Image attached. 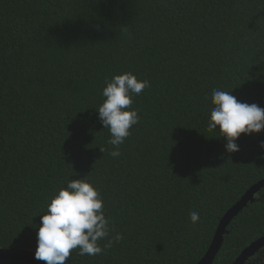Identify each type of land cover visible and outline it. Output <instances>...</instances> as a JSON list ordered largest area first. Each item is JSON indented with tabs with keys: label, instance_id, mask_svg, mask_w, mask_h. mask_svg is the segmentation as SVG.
Masks as SVG:
<instances>
[{
	"label": "trees",
	"instance_id": "1",
	"mask_svg": "<svg viewBox=\"0 0 264 264\" xmlns=\"http://www.w3.org/2000/svg\"><path fill=\"white\" fill-rule=\"evenodd\" d=\"M125 72L150 87L133 98L139 123L113 158L96 111L106 79ZM215 89L264 108V0H0V249L35 251L50 198L84 178L123 239L65 264L199 262L264 179V130L242 134L236 153L208 130ZM263 235L264 188L213 264ZM262 260L264 248L245 264Z\"/></svg>",
	"mask_w": 264,
	"mask_h": 264
},
{
	"label": "clouds",
	"instance_id": "2",
	"mask_svg": "<svg viewBox=\"0 0 264 264\" xmlns=\"http://www.w3.org/2000/svg\"><path fill=\"white\" fill-rule=\"evenodd\" d=\"M102 89L103 103L96 111L103 129H108V143L113 146L109 155L119 157V150L130 129L139 123L136 110L131 109L133 98L150 87L149 81L138 80L131 72L113 76ZM213 105L208 130L219 133L225 141L227 153L239 151L237 139L243 134H258L264 130V108L239 101L228 91L213 90ZM259 147L264 150V142ZM102 153L104 150L99 149ZM104 202L99 191L84 178L70 180L50 198L47 213L40 216L36 232L34 258L45 264H65L73 250L80 256H98L123 239L122 234L110 236V220L104 214ZM199 213L191 212L190 221L196 223ZM108 242L101 247L100 240ZM264 264V260L261 261Z\"/></svg>",
	"mask_w": 264,
	"mask_h": 264
},
{
	"label": "water",
	"instance_id": "3",
	"mask_svg": "<svg viewBox=\"0 0 264 264\" xmlns=\"http://www.w3.org/2000/svg\"><path fill=\"white\" fill-rule=\"evenodd\" d=\"M264 188V179L254 184L233 205L222 217L214 234L211 245L205 255L196 264H213L222 244L224 235L227 233V227L231 221L244 209L248 204L255 201V196ZM264 248V235L251 243L245 248L232 264H245L250 258L254 257L261 249ZM35 251L27 249H0V262H22L26 264H45L44 261H38L34 258Z\"/></svg>",
	"mask_w": 264,
	"mask_h": 264
}]
</instances>
